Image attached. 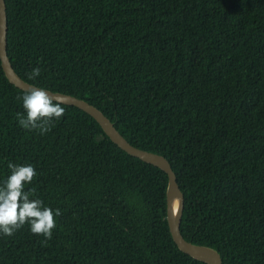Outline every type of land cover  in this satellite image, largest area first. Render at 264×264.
I'll return each mask as SVG.
<instances>
[{
	"label": "trees",
	"instance_id": "obj_1",
	"mask_svg": "<svg viewBox=\"0 0 264 264\" xmlns=\"http://www.w3.org/2000/svg\"><path fill=\"white\" fill-rule=\"evenodd\" d=\"M5 4L15 72L86 100L132 145L166 157L187 241L222 264H264V0ZM25 92L0 64V186L9 162L30 163L25 190L62 214L49 241L28 225L0 235V264H207L171 236L162 169L72 105L46 134L23 129Z\"/></svg>",
	"mask_w": 264,
	"mask_h": 264
},
{
	"label": "clouds",
	"instance_id": "obj_2",
	"mask_svg": "<svg viewBox=\"0 0 264 264\" xmlns=\"http://www.w3.org/2000/svg\"><path fill=\"white\" fill-rule=\"evenodd\" d=\"M41 75V69L35 68L28 74L29 80ZM24 113H17L19 125L25 130H38L46 134L51 130L54 120L62 118L66 109L44 87H31L22 96ZM26 113V115H25ZM10 175L0 186V235L11 237L25 225L31 233L41 235L45 241L52 239L56 229V217L62 213L45 206L35 197L36 189L25 190L37 173L30 163L23 165L9 162Z\"/></svg>",
	"mask_w": 264,
	"mask_h": 264
},
{
	"label": "water",
	"instance_id": "obj_3",
	"mask_svg": "<svg viewBox=\"0 0 264 264\" xmlns=\"http://www.w3.org/2000/svg\"><path fill=\"white\" fill-rule=\"evenodd\" d=\"M7 26L5 0H0V64L4 74L9 82L23 91H27L31 87H39L23 80L13 69L7 54ZM47 90L62 104L75 106L91 115L110 140L119 148L142 161L162 169L167 175L166 219L174 242L181 251L195 259L201 260L207 264H222V258L217 250L210 246L192 243L182 236L180 224L184 209V194L179 187L176 174L166 157L132 145L100 109L86 100L71 94Z\"/></svg>",
	"mask_w": 264,
	"mask_h": 264
}]
</instances>
